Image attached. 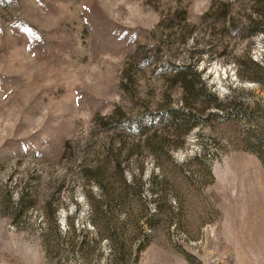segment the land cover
I'll return each mask as SVG.
<instances>
[{
  "label": "rangeland",
  "instance_id": "374dc122",
  "mask_svg": "<svg viewBox=\"0 0 264 264\" xmlns=\"http://www.w3.org/2000/svg\"><path fill=\"white\" fill-rule=\"evenodd\" d=\"M0 264H264V0H0Z\"/></svg>",
  "mask_w": 264,
  "mask_h": 264
},
{
  "label": "trees",
  "instance_id": "16d2710c",
  "mask_svg": "<svg viewBox=\"0 0 264 264\" xmlns=\"http://www.w3.org/2000/svg\"><path fill=\"white\" fill-rule=\"evenodd\" d=\"M180 70H183L184 69H177V72L179 71V74L182 73ZM187 74L186 75H192L193 73L190 72L189 70H186ZM197 80L199 81L198 82V85H199V88H200V95H203V96H211V95H208V94H205L206 91L204 90V85L200 82V80L198 79V77L196 76ZM181 84H182V87H183V90H185V98L183 100L186 101V98L188 99V96H190V89L191 91L194 89V86L190 85L189 84L187 85V80L185 77H182L181 78ZM215 100V99H214ZM186 104V102H185ZM171 114L173 115L174 118H182V119H186L187 118V114L186 112H184V110H181V109H172L171 110ZM186 122H189V120L187 119ZM119 176L122 177V171L120 170L119 171ZM125 188L127 189L128 187L125 186ZM128 190V189H127Z\"/></svg>",
  "mask_w": 264,
  "mask_h": 264
}]
</instances>
